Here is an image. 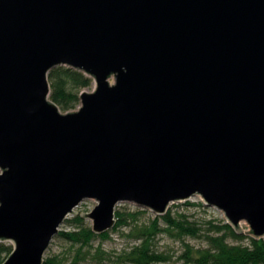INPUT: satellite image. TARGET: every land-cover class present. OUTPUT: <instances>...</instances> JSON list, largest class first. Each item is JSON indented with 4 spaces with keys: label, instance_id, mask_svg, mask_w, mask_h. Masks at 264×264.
Instances as JSON below:
<instances>
[{
    "label": "water",
    "instance_id": "obj_1",
    "mask_svg": "<svg viewBox=\"0 0 264 264\" xmlns=\"http://www.w3.org/2000/svg\"><path fill=\"white\" fill-rule=\"evenodd\" d=\"M60 65L96 81L77 110ZM0 169L3 264H44L86 199L96 233L199 195L264 237V0H0Z\"/></svg>",
    "mask_w": 264,
    "mask_h": 264
},
{
    "label": "trees",
    "instance_id": "obj_2",
    "mask_svg": "<svg viewBox=\"0 0 264 264\" xmlns=\"http://www.w3.org/2000/svg\"><path fill=\"white\" fill-rule=\"evenodd\" d=\"M93 78L83 71L66 65H60L49 72L51 84L50 98L67 111L75 108L80 103V93L84 88L90 87ZM194 205V203H190ZM142 210L116 212L117 222L114 229L131 227L130 236L136 243L129 249L124 250L120 260L129 264H163L171 257L157 251L154 242L158 235L169 233L177 239L184 237L205 238L208 242L206 248H195L190 243L185 244L184 253L180 256L186 264H264V237L255 238L253 235L238 231L226 220L216 222L212 219L204 224L191 220L185 213L173 214L168 210L165 214L156 215L150 223H135L138 221ZM72 225L70 230H60L59 235L67 240L80 244L75 257L69 260L59 255L46 257L44 264H80V261L90 254L93 242L99 238L106 240L110 237L109 231L96 233L93 227L84 225L82 216L68 220ZM234 239L235 242H231ZM13 247L0 243V259L3 254L10 255ZM102 247H98L94 257L102 258Z\"/></svg>",
    "mask_w": 264,
    "mask_h": 264
},
{
    "label": "rangeland",
    "instance_id": "obj_3",
    "mask_svg": "<svg viewBox=\"0 0 264 264\" xmlns=\"http://www.w3.org/2000/svg\"><path fill=\"white\" fill-rule=\"evenodd\" d=\"M95 86L96 81L93 80L92 85L90 87L84 88L83 90L93 91ZM80 105L81 101L75 108H71L67 111H65L61 105H59V107L62 112H69L77 110ZM190 203H194V205H190ZM97 205L98 201L95 199H86L81 202L74 209L75 212H72L65 220V222L61 225L60 230L72 229V225L68 222V220L74 219L77 216L83 217L84 225L93 227V219L88 215H82V213H91ZM136 210H142V213L139 215L138 221L131 222L132 224L150 223L151 219L156 217L155 212H153L151 209L139 207L131 202H120L117 204L115 209L116 212ZM168 210H172L173 214L185 213L191 220H196L199 224H203L204 226H207V224H204V222L210 219L216 222L226 220L225 215L222 211L214 207L207 206L202 197L199 195H195L188 200L172 202L169 205ZM241 225L245 231H248V225L245 222H243ZM108 231L110 233V237L108 239L102 240L101 238H99L93 242L92 247H86L84 249V251L88 249L91 250V253L86 254V257L80 261V264H129L128 262L121 261L119 258L124 250L129 249L136 243V240L129 234L131 231V227H121L117 230H115L113 227ZM230 241L235 242L234 239H230ZM1 243L11 245L14 248V242L10 240L3 241ZM186 243H190V245L195 248H206L208 246V242L205 238H193L188 236L182 239H177L169 233H162L156 237L154 248L157 251L164 252L171 257L168 262L163 264H186L185 259L180 257L184 253ZM98 247H102L103 251L105 252L102 258L94 257V254H97ZM79 248L80 244H75L57 234L52 240L48 250L46 251L45 258L49 256L59 255L61 257H66L69 260H72ZM8 257V254H3V257L0 259V264H3Z\"/></svg>",
    "mask_w": 264,
    "mask_h": 264
}]
</instances>
